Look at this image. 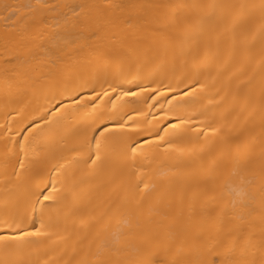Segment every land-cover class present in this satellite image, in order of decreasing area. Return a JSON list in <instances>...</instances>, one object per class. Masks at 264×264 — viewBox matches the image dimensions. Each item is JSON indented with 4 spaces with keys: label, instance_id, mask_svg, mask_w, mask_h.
Segmentation results:
<instances>
[{
    "label": "bare ground",
    "instance_id": "bare-ground-1",
    "mask_svg": "<svg viewBox=\"0 0 264 264\" xmlns=\"http://www.w3.org/2000/svg\"><path fill=\"white\" fill-rule=\"evenodd\" d=\"M0 236V264H264V0H0Z\"/></svg>",
    "mask_w": 264,
    "mask_h": 264
},
{
    "label": "snow or ice",
    "instance_id": "snow-or-ice-1",
    "mask_svg": "<svg viewBox=\"0 0 264 264\" xmlns=\"http://www.w3.org/2000/svg\"><path fill=\"white\" fill-rule=\"evenodd\" d=\"M132 94L133 93H125V95H132ZM44 199L45 200H48L49 197L48 196H45ZM31 234L32 235H39V233H31ZM16 238H18V237H13V236H8V237H6V236H0V241L5 240V239H16Z\"/></svg>",
    "mask_w": 264,
    "mask_h": 264
}]
</instances>
